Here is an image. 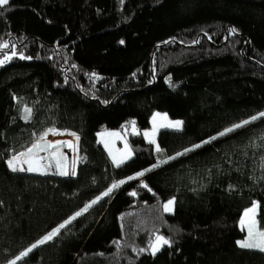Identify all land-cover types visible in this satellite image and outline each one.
I'll return each mask as SVG.
<instances>
[{
  "label": "trees",
  "instance_id": "1",
  "mask_svg": "<svg viewBox=\"0 0 264 264\" xmlns=\"http://www.w3.org/2000/svg\"><path fill=\"white\" fill-rule=\"evenodd\" d=\"M0 43V264L98 196L16 264H264L237 245L253 201L264 230V117L219 135L264 112V0H9ZM154 112L183 121L159 152ZM130 122L117 167L97 133ZM49 128L79 137L76 174L13 172Z\"/></svg>",
  "mask_w": 264,
  "mask_h": 264
},
{
  "label": "snow or ice",
  "instance_id": "2",
  "mask_svg": "<svg viewBox=\"0 0 264 264\" xmlns=\"http://www.w3.org/2000/svg\"><path fill=\"white\" fill-rule=\"evenodd\" d=\"M9 3V0H0V8L3 6L7 5ZM232 31H235L233 29ZM123 43V41H121ZM8 47L7 43H0V48H6ZM13 56L16 55L15 52L12 53ZM21 59H25L26 57L23 56V54L20 55ZM30 59V57H28ZM11 59V57L5 55L4 60H0V64L5 63L7 60ZM32 110L30 108H25L24 109V119H29L31 116ZM159 114H155L153 117V131L152 133L145 132L144 136L146 139H149L150 143H155L154 139H150L156 131L157 124H156V117ZM260 117H264V112H261L258 114V116H252L249 120H244L239 124L233 125L231 128H227L224 130V132L219 133L220 136H223L229 132L234 131L235 129L241 128L244 125H247L251 123L252 121L257 120ZM161 119H167L166 117H162ZM134 124V122H132ZM182 122L181 121H175V122H170L169 125H159L160 127L163 126H171L175 128H179L181 126ZM57 134V130L55 128H49L47 131H45L43 134L40 135L39 139L35 141L31 147H29L25 152H21L19 154L13 155L11 159L7 161L8 167L13 171H28V172H36L39 171L41 174H44L42 169H44L46 166L41 165L40 161L45 159V157L39 156V152L46 151L47 149L50 148H55L58 152L59 149V143L56 142V144L48 143L45 141V137L49 134ZM73 137H75L77 140L79 137L76 136L75 133H69ZM109 135L116 136L118 133H110ZM212 139H216V137H212ZM204 143H208V141H205ZM69 147H72L71 144L68 145ZM201 145L197 144L193 146L194 148H199ZM105 147H108L107 144H105ZM193 149H185V153L192 151ZM157 152L160 151L159 147L157 146ZM110 155H112L111 151L109 152ZM183 153H177V156L182 155ZM54 158L56 156V153H50ZM131 152L128 150L127 145L125 146V150L120 153L119 156H114L113 155V164L119 167L121 164L125 162L128 158H130ZM23 158V159H21ZM169 159H174V157H169ZM73 167L71 170V173H69L68 168L66 163L63 160V157L61 156L60 158H57L56 160V174L61 175V176H67L69 174L75 175V163L76 161L74 160L73 162ZM163 163V162H162ZM19 164H26L27 168L25 169L24 167H18ZM153 167H158V165H153ZM150 170V169H149ZM148 171V170H146ZM144 172H138L136 174L137 177L143 176ZM135 177H129V179H134ZM124 183V181H119L118 183H114L111 188L108 189V191L104 192L102 196H106L109 194V192L112 191L113 188H116L119 186V184ZM146 187V185H144ZM131 195H135V193H131ZM101 199V196L96 197V199L92 200L90 204H86L80 211L76 212L75 215L70 216L68 219L64 220L63 223L59 224L57 227L53 228L51 231H49L46 235H44L42 238L37 240L35 243L31 245V247L25 249L18 255L15 260L10 261L9 264H16L17 260H21L23 257L27 256L30 252L33 251V249L37 248L39 245H42L46 242H49L53 240L56 236L59 235L61 229H64L66 225L70 224L71 221L75 220L77 217L81 216L84 212H87L88 209L95 203H97ZM174 204V199L168 200L166 203L162 205L163 210L165 212H171L172 211V206ZM258 205L255 201L252 202V206L250 208L245 209L244 211V216L241 219V225L247 227V237L243 240H238L237 245L240 248L244 249H258L261 252H264V231H259L257 230V221H256V212H257ZM169 244V241L165 239L162 236H157L155 239V242L151 245V252L152 255H155L156 252L160 250L161 245H166ZM141 251H144V249H141Z\"/></svg>",
  "mask_w": 264,
  "mask_h": 264
},
{
  "label": "rangeland",
  "instance_id": "3",
  "mask_svg": "<svg viewBox=\"0 0 264 264\" xmlns=\"http://www.w3.org/2000/svg\"><path fill=\"white\" fill-rule=\"evenodd\" d=\"M155 114H159L156 117L157 128H156V131H155L154 135L152 137H150V139H154L155 140V143H151V144H153L154 149L156 150L157 146H158L157 138H156L158 131L160 129H163V128H168V129H173V130H180L182 128L183 121L181 119L171 118L168 114H166L164 112H154L151 115V117H150L149 126L147 128H145V129H142V131H141L143 136H144L145 132L152 133V131H153V117H154ZM162 117H166L167 119L166 120L165 119H161ZM175 121H181L182 122V124H181V126L179 128H175V127H171V126H163V127L159 126V125H169L170 122H175ZM138 132H140V131L137 128L136 124L135 123L133 124L132 122H130V123H127V124L123 125L119 129H102V130L98 131V133H97V141L104 147L105 151L109 155V158H110L111 162L113 163V155L114 156H119L120 153H122L125 150V146L126 145H127L128 150H130L131 156H132V151H131V149L129 147L127 136H128L129 133H138ZM69 133L70 132H68V131H58L57 130V134L54 135L52 133H49L47 135V137H45L46 139H49L51 141H54L55 139L66 140L67 145L71 144L72 147L68 146L70 148V151H71V162H69V159L67 157V153L64 152V150L61 149V148L58 149V152H57L56 149L50 152V153H56L55 158L52 155H47V154L39 155V156L45 157V159L40 161L41 165L46 166L44 169H42V171L44 173L56 172L57 171L56 160H57V158H60L61 156L63 157V160H64V162L67 165L69 173H71V170H72V167H73V163L72 162L75 160L76 161V163H75V171H76V166H77V143H78V140L75 137H73L72 135H70ZM110 133H118V135L112 136V135H109ZM144 139L147 142H149V139H146L145 136H144ZM105 144H107L108 147H105ZM110 151H111L112 155L109 154ZM21 159H23V158H21ZM18 167H24L26 169L27 165L26 164H19ZM36 172H39V171H36ZM71 176H73V175H71ZM113 189H112V191H113ZM111 192H109V194H111ZM172 209H173V206H172ZM243 216H244V214H243ZM240 227L243 229V233H244L243 238L240 239V240H243V239H245L247 237V234H248L247 233V227L246 226H242L241 223H240ZM257 230L264 231V230H260L258 227H257ZM162 246L163 245H161L160 248ZM150 252H151V248H150Z\"/></svg>",
  "mask_w": 264,
  "mask_h": 264
},
{
  "label": "water",
  "instance_id": "4",
  "mask_svg": "<svg viewBox=\"0 0 264 264\" xmlns=\"http://www.w3.org/2000/svg\"><path fill=\"white\" fill-rule=\"evenodd\" d=\"M45 141L48 142V143H52V144H56V142H60L59 143V148L63 149L64 152L67 153V157L69 159V162H71V151H70V148L68 147L67 145V142L66 140H63V139H55L54 141H51L49 139H46L45 138ZM32 146V145H31ZM29 146V147H31ZM28 147V148H29ZM28 148H26L25 150H23L22 152H25ZM55 150V148H50V149H47L46 151H42V152H39V155H42V154H47V155H50V152ZM70 175V174H69Z\"/></svg>",
  "mask_w": 264,
  "mask_h": 264
},
{
  "label": "crops",
  "instance_id": "5",
  "mask_svg": "<svg viewBox=\"0 0 264 264\" xmlns=\"http://www.w3.org/2000/svg\"><path fill=\"white\" fill-rule=\"evenodd\" d=\"M74 176V175H73Z\"/></svg>",
  "mask_w": 264,
  "mask_h": 264
}]
</instances>
